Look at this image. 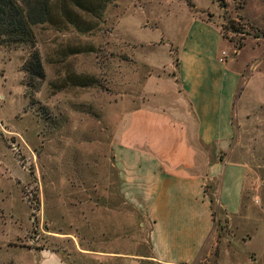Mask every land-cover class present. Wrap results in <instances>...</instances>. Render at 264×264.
<instances>
[{"label": "rangeland", "instance_id": "374dc122", "mask_svg": "<svg viewBox=\"0 0 264 264\" xmlns=\"http://www.w3.org/2000/svg\"><path fill=\"white\" fill-rule=\"evenodd\" d=\"M222 1L51 0L48 20L31 26V43H0V264H33L36 249H61L70 227L83 226L84 215L92 220L95 203L97 212L121 208L109 196L113 132L126 130L122 99L150 97L135 55L147 41L135 40H169L177 66L176 47L197 36L212 44L200 58L209 82L228 76L232 93L237 74L230 147L213 156L245 167L246 194L264 195V0ZM35 51L43 77L29 80L25 65ZM171 87L159 85L164 99L175 98ZM199 149L205 163L209 149ZM236 176L224 175L230 205ZM205 190L221 235L227 217L218 186ZM251 205L254 217L232 224L238 234L255 233L257 245L264 214Z\"/></svg>", "mask_w": 264, "mask_h": 264}, {"label": "crops", "instance_id": "0c3cea01", "mask_svg": "<svg viewBox=\"0 0 264 264\" xmlns=\"http://www.w3.org/2000/svg\"><path fill=\"white\" fill-rule=\"evenodd\" d=\"M135 41H147L148 48L135 55L141 54L142 91L150 97L122 99L118 117L126 118V130L113 132L117 140L111 148L109 196L121 208L114 204L97 212L101 205L93 204L92 220L84 215L83 226L70 227L61 249L33 251V264H204L212 257L213 264H264V233L255 245V233L238 234L232 224L234 217H254L252 202L260 204L257 210L264 214V195L246 194L245 167L233 168L213 156L230 147L237 74L232 93L228 76L209 82L200 58L212 44L197 36H187L182 49L176 47L177 66L169 40ZM162 83L172 86L174 99L162 97ZM199 147L209 149L205 153L211 157L205 163H199ZM226 171L237 173L233 205L223 195ZM213 183L227 217V230L221 235L205 190Z\"/></svg>", "mask_w": 264, "mask_h": 264}, {"label": "trees", "instance_id": "16d2710c", "mask_svg": "<svg viewBox=\"0 0 264 264\" xmlns=\"http://www.w3.org/2000/svg\"><path fill=\"white\" fill-rule=\"evenodd\" d=\"M216 1L223 7L222 0ZM50 3L51 0H0V43H31V26L48 20ZM30 58L25 65L29 80L41 79L43 69L38 53L33 52Z\"/></svg>", "mask_w": 264, "mask_h": 264}, {"label": "built area", "instance_id": "2783aa9c", "mask_svg": "<svg viewBox=\"0 0 264 264\" xmlns=\"http://www.w3.org/2000/svg\"><path fill=\"white\" fill-rule=\"evenodd\" d=\"M223 54V53H222Z\"/></svg>", "mask_w": 264, "mask_h": 264}]
</instances>
